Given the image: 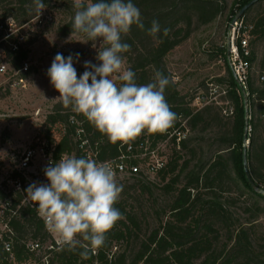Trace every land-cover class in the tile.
<instances>
[{
    "label": "trees",
    "instance_id": "1",
    "mask_svg": "<svg viewBox=\"0 0 264 264\" xmlns=\"http://www.w3.org/2000/svg\"><path fill=\"white\" fill-rule=\"evenodd\" d=\"M251 0H235L233 20L238 11ZM45 6L69 11L72 0H43ZM140 9L144 29L133 25L130 32L122 35V42L131 48L123 53L130 68L136 73L138 84L152 81L156 71H161L171 80L173 74L167 66V56L178 45L187 40L200 26L217 20L226 9L225 0H132ZM32 0H0V21L13 17L20 25L36 16ZM248 24L253 25L246 55L238 43L242 58L249 62L246 86L235 76L227 45L219 48L225 73L214 79L225 86L221 100L233 106L232 114L224 113V105L211 101L201 107H193L195 95L183 94L174 81L165 90V99L171 110L187 119L190 135L181 141V147L173 146L166 166L156 175L161 180L159 189L166 199H152L155 206L157 225L144 233L146 215L139 214L133 202L131 189H139L153 197L151 185L142 174L130 177L116 176L119 184L133 179L125 185L118 202L114 205L123 218L107 234L103 247L92 251L87 258L80 255L79 245L70 249L62 245L50 251L47 264H264V232L258 233L256 220L264 214V195L255 191L249 183L244 169L243 151L246 129V105L249 102V146L248 161L253 179L264 187V0H258L242 14ZM156 20L161 31L155 37L148 34L152 21ZM73 19L61 30H72ZM169 29L168 35L163 29ZM29 38V37H28ZM29 40L13 52L7 46L9 65L18 70L29 57ZM5 45V44H4ZM33 67L27 73H31ZM119 83V81H117ZM202 86L209 91L208 83ZM76 115L84 119V126L93 143H97L100 159L116 157L122 143L112 144L108 138L93 127L87 119L64 108L57 101L46 117L45 135L50 137L52 125L61 124L64 135L56 145V162L62 155L86 157L76 140V124L71 118ZM178 119L175 125H179ZM163 134L145 131L133 142L138 146L146 138L153 143L164 138ZM134 162H138L137 160ZM20 176L15 172L11 178ZM23 181H25L23 179ZM24 184V182H23ZM30 184H24L23 191ZM7 190V192H6ZM8 186L5 180L0 186V197H8L17 205L23 191ZM247 196L251 202L244 207L250 217L242 221L236 212L237 200ZM10 225L15 231L14 251L19 262L45 264L40 255L25 248L26 238L40 239L45 243L53 239L38 216L37 210L29 205L20 208ZM81 244L87 242L80 240ZM121 247L119 248V246ZM117 247L115 250L114 248Z\"/></svg>",
    "mask_w": 264,
    "mask_h": 264
},
{
    "label": "clouds",
    "instance_id": "2",
    "mask_svg": "<svg viewBox=\"0 0 264 264\" xmlns=\"http://www.w3.org/2000/svg\"><path fill=\"white\" fill-rule=\"evenodd\" d=\"M32 3L39 19L45 3ZM74 8L72 30L93 41V47L98 39L106 47L98 51L99 65L85 61L86 71L79 77L73 54L55 55L47 75L59 93L57 99L64 108L83 115L112 144H128L145 131L166 133L178 119L165 99V90L174 81L156 71L151 82L138 84L122 55L131 48L122 42V35L133 25L144 29L140 9L132 0H74ZM160 31L159 22L153 20L148 34L155 37ZM169 31L164 28L163 34ZM75 56L78 60L79 53ZM44 175L48 183L33 182L25 190L27 197L61 245L70 249L79 245L80 255L87 258L104 246L107 234L123 218L114 207L123 185L110 164L86 157L62 155L49 162ZM81 239L87 243L81 244Z\"/></svg>",
    "mask_w": 264,
    "mask_h": 264
},
{
    "label": "rangeland",
    "instance_id": "3",
    "mask_svg": "<svg viewBox=\"0 0 264 264\" xmlns=\"http://www.w3.org/2000/svg\"><path fill=\"white\" fill-rule=\"evenodd\" d=\"M72 1L69 11L51 7L54 14L52 21L46 22L43 26L31 24L24 29L26 37H29L28 40L31 41L27 46L29 50L27 60L31 68L33 67L31 73L24 75L25 83L13 85L15 71L9 65L7 46L2 45L0 48L1 59L8 63L7 73L0 74V186L5 180L7 181L9 174L15 169L23 150L31 142H35L38 135H45L44 129L50 126L45 122L46 117L53 105L59 101L57 99L59 93L51 85L47 75L55 55L60 53L67 58L73 54V66L77 70L78 77L86 71L85 61L95 65L100 63L96 57L98 51L106 45H100L99 39L95 42L96 47H93L94 42L87 41V37L83 34L76 32L65 34L61 30L74 18L76 9L74 0ZM234 1L225 0L226 9L217 20L200 26L167 56V66L183 94L195 95V99L198 94H205L208 98H216L217 103L226 105L227 101L221 100L223 93H220L225 86L217 84V90L214 89L216 87L214 79L225 73L224 61L218 50L227 41L231 24L229 17L232 15V9L235 8ZM76 53H79L78 60ZM229 58L232 65L233 59ZM125 67L127 68L126 62ZM203 82L213 87L210 93L202 86ZM202 105L192 104L193 107ZM248 129L251 130L250 127ZM49 134L50 137L54 135L61 139L64 135V127L61 124L52 125ZM125 175L130 177L129 174ZM125 175H120V177H125ZM144 177L148 178L146 181L155 182V185H151L154 196L152 197L149 192L143 195L139 189H131L132 198L130 199H140V201L135 200L133 204L137 205L136 208L140 215L143 213L146 215L143 230L144 233H149L158 223L152 199L162 201L166 197L159 189V184L162 182L156 174ZM133 182L134 180L129 178L125 179L124 184L128 185ZM249 202L251 200L247 196H240L237 200L236 212L242 217V221H246L251 216L244 210ZM255 222L257 232H264V214L259 216Z\"/></svg>",
    "mask_w": 264,
    "mask_h": 264
},
{
    "label": "built area",
    "instance_id": "4",
    "mask_svg": "<svg viewBox=\"0 0 264 264\" xmlns=\"http://www.w3.org/2000/svg\"><path fill=\"white\" fill-rule=\"evenodd\" d=\"M53 18L54 14L51 11V6H48L42 10L39 19L36 15L32 20L22 25L17 24L13 17H8L4 21H0V48L5 44L13 52L19 50L20 46L24 45L28 40V37H26L24 32L25 28L29 27L31 24L43 26L46 22L52 21ZM230 25L232 26L230 30L232 42L230 57L233 59L232 66L242 84L246 86L249 62L242 58L239 52L238 43H241L243 51L247 55L249 53L248 46L253 25L248 24L243 16L239 17L234 22L231 21ZM30 69L31 65L29 61L25 60L20 69L14 70L13 85L25 83L24 75H26ZM7 70L8 63L7 61L1 59L0 54V74L7 73ZM215 86L216 87H214V89H216L218 85L216 84ZM212 88L213 87H210L209 93ZM225 92L224 88L220 91V93L223 94ZM206 97L207 96L205 94H198L192 104L195 103L200 105L214 100L217 101L216 98ZM223 111L225 114L229 115L233 113L234 109L227 101ZM71 121L76 124V140L78 141L79 147L82 149L86 158L110 164L114 168L116 176L125 174H142L144 176L157 174L166 166L172 147L176 146V148H180L181 141L190 135V128L187 123V119L179 117L178 121L180 124L175 125L174 123L173 127L164 133V138L156 141V143H153L154 141L149 137L138 146H136L133 141L128 144L122 143L120 152L116 157L102 160L99 156L100 151L97 143H93L91 141L90 135L85 129L84 119L74 115L71 118ZM52 131L53 129L51 130V133ZM52 137L47 135H38V137H36V141L31 142V144L23 150L18 164L7 178L8 186L22 190L24 184H32L33 182L37 184L48 183V180L44 175V169L49 165L50 161L56 162L54 151L56 149V145L61 140L58 139V136L53 135ZM136 160L138 162H134ZM15 172L19 173L20 176L11 178L12 174ZM23 179L25 181H23ZM24 205H29L31 208H35L36 210L38 207L27 197L26 191H23V197L17 205H15L13 200L8 197H0V264H28L27 261L19 262L17 260L14 251L15 231L10 225L11 219L19 215L20 208ZM49 233L52 235L53 239L45 243L41 242L40 239L26 238L23 240L25 248L33 251L36 255H40L45 264L48 263L50 251L58 249L62 246L59 242V238L55 234L51 232ZM116 248L117 247H115L114 250ZM93 264L99 263L95 262Z\"/></svg>",
    "mask_w": 264,
    "mask_h": 264
},
{
    "label": "water",
    "instance_id": "5",
    "mask_svg": "<svg viewBox=\"0 0 264 264\" xmlns=\"http://www.w3.org/2000/svg\"><path fill=\"white\" fill-rule=\"evenodd\" d=\"M258 0H251L250 2H248L247 4H245L239 11L238 13L234 16L232 22H234L236 19H238L239 17L242 16V14L244 13V11L249 8L251 5H253L255 2H257ZM232 26L230 25L229 27V32H228V36H227V41H226V47H227V54L228 56L231 55V49H232V42H231V35H230V30H231ZM235 76L239 79L238 75L236 74L235 70L233 69ZM240 80V79H239ZM245 97V105H246V129H245V136H244V151H243V161H244V169H245V174L246 177L249 181V183L251 184V186L254 188L255 191L261 193L264 195V187L260 186L258 183H256V181L253 179L252 177V173L250 170V166H249V161H248V146L250 143L249 140V102H248V98H247V94H244Z\"/></svg>",
    "mask_w": 264,
    "mask_h": 264
}]
</instances>
